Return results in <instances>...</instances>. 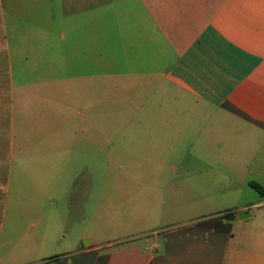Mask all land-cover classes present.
Returning <instances> with one entry per match:
<instances>
[{
	"label": "crops",
	"instance_id": "1",
	"mask_svg": "<svg viewBox=\"0 0 264 264\" xmlns=\"http://www.w3.org/2000/svg\"><path fill=\"white\" fill-rule=\"evenodd\" d=\"M67 4L71 62L85 63L70 82L67 130H60L62 104L51 86L47 94L40 83L14 86L0 35L4 205L13 174L20 181L29 177L23 155L46 154L52 162L67 146L87 159L100 138L106 161L117 151L118 171L132 157L133 178L118 182L139 189L115 203V234L94 245L91 236L80 235L77 241L86 243L72 245L76 254L64 264H264V198L249 186L264 188V0ZM98 9L101 66L94 89L87 60ZM114 58L117 69L109 71ZM109 107L117 108L115 115H108ZM31 108L38 130L17 132L15 121L25 124ZM109 122L115 130L105 129ZM67 202L81 219L92 216L85 212L91 198L75 195Z\"/></svg>",
	"mask_w": 264,
	"mask_h": 264
},
{
	"label": "rangeland",
	"instance_id": "2",
	"mask_svg": "<svg viewBox=\"0 0 264 264\" xmlns=\"http://www.w3.org/2000/svg\"><path fill=\"white\" fill-rule=\"evenodd\" d=\"M68 2L69 0H0V35L5 36V44L2 45L10 53L12 82L15 87L20 84H43L44 94L49 93L46 88L51 86L55 98L62 104L59 123L62 131L67 130L68 114L65 105L70 94L71 79L76 71H85V63L80 64L78 58L74 64L71 62L69 22L72 11ZM99 14V9L94 10L92 59L90 63L87 60V72L93 73L94 89L100 81ZM115 64L114 58L109 71H116ZM108 109V115L116 114L117 108ZM93 110L95 114L98 109ZM37 122L33 108L25 124L16 120L14 129L17 132L38 130L35 127ZM104 127L115 130L116 124L109 122ZM94 141L98 144H94L92 155L87 159L75 156L67 146L52 155V162L46 154L29 155V160L23 155V164H29V177L20 181V175L16 177L13 174L12 184L8 193L5 192L6 206L1 197L4 195L3 188L0 190L2 264H28L36 261L39 264H64L76 254L72 252V245L77 244V249L86 243L84 240L77 241L80 235L91 236L94 245L97 239L115 234L119 217L115 203L125 199L127 195L133 196L139 188L125 187L118 182L133 178L132 157L126 156L128 159L122 163L129 161L128 166L118 171L117 151L110 150L109 161H106L104 153L108 148L101 146L100 138H94ZM55 162L58 164H54ZM32 165H50L55 168L37 171ZM179 174L180 172H171L174 178L180 177ZM75 195L91 198L93 203H86L85 210L87 215H92L89 219H81L82 215L67 202L70 196ZM35 196H38V201L32 199ZM100 215L102 217L99 218Z\"/></svg>",
	"mask_w": 264,
	"mask_h": 264
},
{
	"label": "trees",
	"instance_id": "3",
	"mask_svg": "<svg viewBox=\"0 0 264 264\" xmlns=\"http://www.w3.org/2000/svg\"><path fill=\"white\" fill-rule=\"evenodd\" d=\"M250 188L256 192L260 197L264 198V188L261 186L255 184V183H249Z\"/></svg>",
	"mask_w": 264,
	"mask_h": 264
},
{
	"label": "water",
	"instance_id": "4",
	"mask_svg": "<svg viewBox=\"0 0 264 264\" xmlns=\"http://www.w3.org/2000/svg\"><path fill=\"white\" fill-rule=\"evenodd\" d=\"M246 217H247V214H241V215L238 216L239 219L240 218H246Z\"/></svg>",
	"mask_w": 264,
	"mask_h": 264
}]
</instances>
